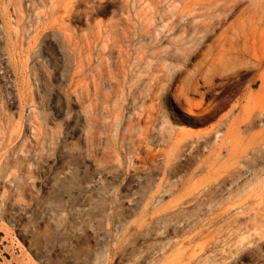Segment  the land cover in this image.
I'll return each mask as SVG.
<instances>
[{"label": "rangeland", "instance_id": "374dc122", "mask_svg": "<svg viewBox=\"0 0 264 264\" xmlns=\"http://www.w3.org/2000/svg\"><path fill=\"white\" fill-rule=\"evenodd\" d=\"M255 2L0 0V264H264ZM233 23L249 62L208 95ZM243 111L230 169L214 142Z\"/></svg>", "mask_w": 264, "mask_h": 264}, {"label": "bare ground", "instance_id": "6f19581e", "mask_svg": "<svg viewBox=\"0 0 264 264\" xmlns=\"http://www.w3.org/2000/svg\"><path fill=\"white\" fill-rule=\"evenodd\" d=\"M254 6L255 9L253 12L249 13V18L247 21L250 38H252V40H254V37H256L257 33L260 32L261 29H264V0H256ZM218 19H220V16H218ZM233 26L234 23L230 24L228 28L225 31H223L221 35L215 40L213 56L210 57L208 62L204 61L207 62L206 65L207 68L209 67V69L204 71L205 72L204 76L202 75L203 73L200 72V74L202 75V76L200 75L202 79L200 81L203 82L204 84L203 86L207 87L208 95L210 94V91L215 89V84H214L215 83L214 81H216L215 78L217 79L219 77V79L223 80L224 77L227 78L231 74L234 73L237 74V71H239L238 69L239 66L248 64L249 62L248 60L239 57V55L241 54L250 53L251 49H250V40L248 39V34L245 32V29H242L244 31L243 35H241L243 39L242 41L243 45L242 48H240L238 46L239 44L238 38L236 36L235 38H232L228 35L229 32L233 29ZM262 63L264 64V62ZM262 63L260 62L259 66L263 65ZM220 76L221 77L224 76L222 77L223 79L220 78ZM228 79L230 78H227V80ZM197 84L196 83L191 84L190 87L188 88L189 89L188 92L190 93L191 89L193 90L194 93L196 91L198 92ZM217 87H220V84ZM161 124L167 125L168 123L165 121H161ZM253 125H254L253 122L249 120L245 111H243L242 115H238L236 119H234L233 121H229V122L226 120L223 121L220 127L224 126L226 133H224L221 136H217L214 142L219 146L218 151L215 153L217 156L216 161L221 160L220 158L222 156V151H225L227 157V161L225 164L231 163V165L229 166L230 169L235 168L236 166L238 167L241 166L240 163L247 160V157H240L237 154L238 148L242 146L243 143L245 142V139L241 136L242 134L241 129H243V132L245 134L253 128ZM166 129H160L159 133L163 135ZM217 133H219V130ZM249 143L255 144L256 146L255 148L252 149V153L255 155H260V159L264 160V138H262L261 136L250 137ZM2 149L4 150V147H2ZM177 149L179 150L178 147Z\"/></svg>", "mask_w": 264, "mask_h": 264}]
</instances>
